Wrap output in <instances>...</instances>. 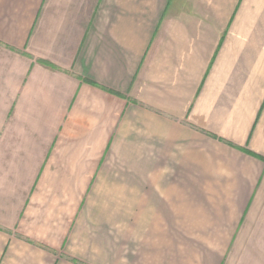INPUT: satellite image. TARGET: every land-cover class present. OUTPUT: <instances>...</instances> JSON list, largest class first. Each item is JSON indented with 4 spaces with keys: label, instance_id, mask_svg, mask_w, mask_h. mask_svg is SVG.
<instances>
[{
    "label": "crops",
    "instance_id": "0c3cea01",
    "mask_svg": "<svg viewBox=\"0 0 264 264\" xmlns=\"http://www.w3.org/2000/svg\"><path fill=\"white\" fill-rule=\"evenodd\" d=\"M263 210L264 0H0V264H225Z\"/></svg>",
    "mask_w": 264,
    "mask_h": 264
},
{
    "label": "rangeland",
    "instance_id": "374dc122",
    "mask_svg": "<svg viewBox=\"0 0 264 264\" xmlns=\"http://www.w3.org/2000/svg\"><path fill=\"white\" fill-rule=\"evenodd\" d=\"M248 224L249 229H245L246 234L245 232L243 234V243H247L245 244L246 247L243 249L233 248L225 264H264V210L263 216L259 218L258 225H255L257 228L253 231L252 235H250L251 222H248ZM250 238H252L251 241Z\"/></svg>",
    "mask_w": 264,
    "mask_h": 264
}]
</instances>
